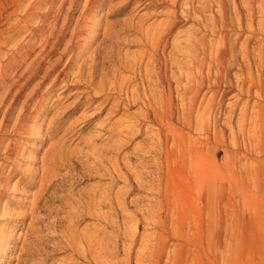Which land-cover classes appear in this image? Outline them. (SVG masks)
<instances>
[{
  "label": "bare ground",
  "instance_id": "bare-ground-1",
  "mask_svg": "<svg viewBox=\"0 0 264 264\" xmlns=\"http://www.w3.org/2000/svg\"><path fill=\"white\" fill-rule=\"evenodd\" d=\"M43 1L0 0V21L6 26L0 29V199L9 189L19 157L15 139L7 140L6 132L11 128L18 138L39 137L41 129L34 123L42 119L44 112L39 110L47 105L53 91L79 87L65 119L78 110L83 96L91 102L98 100V113L106 110V115L92 124L97 132L89 130L92 136L85 140L82 135V146L64 150L63 140H59L42 156L37 174L36 170H26L31 175L27 186H36L37 191L19 216L23 221L29 219L23 239L20 237L22 246L31 253L39 252V244L51 239L70 251L71 258L64 264H132L133 246L122 254L121 243L111 242L105 228L78 229L77 225L88 217L107 224L113 215L125 211L126 198L137 187L157 195L148 204L142 205L135 197L129 202L134 206L131 213H145L156 235L141 243L134 264H214L219 258L215 254L212 261L209 256L212 242L217 250L228 251L240 231V220H228L232 153L228 131L237 148L241 139L245 145L248 141L252 150L262 152L264 46L250 50L248 40L264 29V19L255 23L257 13H264V0H164L169 7L164 22L144 27L141 21L128 18L125 23L117 22L119 25H106L101 33L104 47L85 58L79 50L66 55L84 26L79 28L77 21L63 51L53 61L49 57L66 36L72 12L82 0H48L44 14L32 26L31 14L13 18L19 11L38 10ZM123 1L127 7L133 0ZM102 2L85 0L81 16L89 20ZM182 21L190 26L185 32L181 29L182 38L175 35L170 41L169 36ZM84 27L82 33L89 32L90 26ZM247 29L251 35L236 51ZM231 32L236 33L233 44ZM121 33L141 36L145 49L140 56L115 53L114 44ZM232 70L236 86L230 77ZM231 92H236L231 94L235 103L222 124L219 121L226 114L223 102ZM240 102L242 107L237 111ZM133 107L137 110L130 112ZM57 124L56 128L60 119ZM237 166L238 178L248 179L249 168L240 162ZM62 167L72 171L79 167L78 180L90 176L108 183L97 181L76 192L67 191L64 187L72 178L70 173L60 174ZM254 173L253 184L263 186L264 166L258 165ZM120 181L123 186L113 195ZM53 229L57 234L51 232ZM222 260V264H231L224 256Z\"/></svg>",
  "mask_w": 264,
  "mask_h": 264
},
{
  "label": "rangeland",
  "instance_id": "rangeland-1",
  "mask_svg": "<svg viewBox=\"0 0 264 264\" xmlns=\"http://www.w3.org/2000/svg\"><path fill=\"white\" fill-rule=\"evenodd\" d=\"M84 1L85 0H82L76 10L72 12V21L70 23L71 25H69L70 29L68 28L69 30H67L68 32H66V36L56 47L57 50L50 55V61L55 60L61 54L65 47L64 44H66L67 42L66 40L70 37L69 34L71 33L76 23H78L77 21H80L81 23L79 28H81L82 25H88L90 26V30L88 29L89 32L87 33H82V29L86 28L83 26V28L80 29L81 31L77 33L79 35H77L72 40V45L70 46V49L67 50L68 53L66 55L69 56L73 50H79L83 53L82 58H85L95 52L98 54V51H100V49L104 47V45L102 44L104 39H102L103 36H101V33L104 32L103 30L106 25L111 26L113 23V25H119V23H125L129 19H132L135 21L137 20V22L141 21L139 23H141L144 27H153L156 24L164 22L165 19H167V10H169V7L166 6L164 0H162V2L161 0H133L127 7H125V5L123 6V0H103L102 6H100V8H96L95 10L97 12L94 11L93 15L88 18L89 20H87L85 16H81V8ZM236 1L241 3V0ZM48 2V0H44L43 4H41L38 10L36 9L37 7H34L33 9L28 10L27 13H25L24 11H19L16 15H13V18L22 17L24 14H31L30 17L32 18V26L40 18V16L44 14V10ZM120 10H124V12L120 13ZM10 11L12 10H8V12ZM230 14L233 21H235V17H233L234 15L232 13ZM85 18L86 20H84ZM260 18L264 19V13H257L255 23L259 21ZM81 20L84 22H81ZM2 23H5L4 20L0 21V29L6 27L5 25H2ZM188 26H190V23L182 21L178 25L177 31L169 36L170 41L173 40L175 35H177V38H182V35L184 34L183 32L186 31L184 29H186V27L188 28ZM181 29L182 31L184 30L182 33ZM178 30H180V33H178ZM127 34L128 33L120 34L118 43L114 44L115 53L117 55L119 54L122 57L127 55L130 58L137 55L140 56L145 49L141 36L133 33H129V35ZM230 34V42L231 44H233L236 33L231 32ZM249 35H251V33L247 29L244 33V37H242L238 45L235 46L236 51L237 49H239L241 43L245 41L246 36ZM18 38L16 39V41L19 40ZM22 42L21 44L24 45L26 43V40ZM248 45L250 50L257 49L260 46H264V29H261L260 31L258 30L254 35H252L248 40ZM141 50L143 51L141 52ZM179 58L182 59L183 56H179ZM238 59L241 60V54H239V52ZM250 59L252 64H254V57L252 56ZM106 66H109V63L106 64ZM253 71L255 72L254 66ZM234 72L235 71L233 70L230 72V77L234 82V85L236 86L237 78ZM120 74L125 75L126 73L120 72ZM38 79L39 77H37L32 82V85ZM6 81L8 83L11 82V77H7ZM78 88L79 87L72 85L65 88L60 87L50 94V99L47 105H44L39 110H43L44 112L42 119L35 121L34 123L37 128L41 129L39 137L25 135L21 138H18L13 134L11 128H9L6 132L7 136L5 135V137L7 140L15 139V142L17 143L15 146V151H18L17 153H19V157L18 161L16 162L18 164V168L9 179V189L7 190L6 194L0 199V264H64L66 262H69V259L71 258V253L68 249L63 247L61 243H55L56 241L51 239L39 244V252H34V250H31L33 252L31 253L28 247L27 249L24 248L22 246L23 237L21 236L27 230L29 219L23 221L19 216L25 211V209H23L24 206L30 205L33 194L37 191L36 186H27V184L29 185V181L31 179V175L28 172L36 170L37 174V170H39V168L41 167L43 157L50 149L48 147L54 146L53 148H55L59 140H61V143L63 140L62 146L64 147V150H66L65 148L74 149L75 145L82 146L84 144L83 140L92 136V133H88L89 130H91L92 132H97L96 129L92 127V124L98 123V121L102 120V118H104L106 115V110L98 113L100 111L98 109V100L93 99L92 102L94 103L89 106V104H91L92 102L88 101L86 96H83L81 97V104L78 106V110L72 112L70 117L65 119L66 116L70 114L69 106L72 104L73 100L78 97L77 92H75L76 90H79ZM232 93L236 92H231L225 96V101L223 102L222 107L223 110L225 109L226 114L221 118L219 123L224 124L225 116L227 117V115H229L228 110L235 103V98L231 97ZM241 107L242 102L236 104L237 111ZM135 110H137V107L129 109L130 112ZM118 116H120V114H118ZM57 119L61 120V124L58 128H56L58 126ZM78 119L79 121H77ZM83 121H85L86 124ZM71 126L74 127L73 130L71 129ZM84 129L85 132L81 134ZM82 135L84 138L83 140L81 139ZM1 136L3 135L0 134V137ZM228 139L230 141V149L232 150L231 158L229 160L230 178L227 184V202L229 210L228 220L232 223H234L236 220H240V231L238 236L239 238L232 239L229 250L225 252L223 251V249L217 250L215 244H213L212 242L209 256L213 261L215 254L218 255L219 260H217V262H214V264H222L223 256L226 257L227 260L231 262V264H236L237 259L238 264H264V185H255L251 180V178L255 174L254 170L256 169V167L258 165L264 166V138L262 139L263 146L262 152L260 153L257 149L252 150L248 144V141L245 145L243 143V140L241 139H239L240 145L237 148L233 143V137L229 133V131ZM138 141L141 142V139H138ZM211 148L212 150H214L215 146L212 145ZM222 156L223 153H220L218 157L221 158ZM0 157H2V155H0ZM1 161L2 160L0 158V162ZM237 162H240L241 164H244V166L249 168L250 173L247 177L248 179L241 180L238 178ZM78 168L72 171L68 170L67 167H62L60 170V174L67 172L68 174L70 173V179L72 178L71 182L69 183L70 185L66 184V186L64 187V189H66L67 191L72 190L73 192H76L78 189L88 184H94L97 181L101 184L108 183V181L104 178L98 177L97 179L91 178L90 176H84L81 180H78L80 174V172H78ZM5 172L7 173V170H5ZM122 186L123 183L121 181L118 182L114 186L113 195H115V190ZM143 190L144 189L135 187L131 191L129 196H127L126 198V202L128 204L125 211L113 215L112 218L109 219L111 223L108 221L106 224L104 220H101L99 218L97 220L94 217H88L81 221V223H78V229L92 228L95 226H98V228L100 229L105 228L107 233L110 235L111 242L118 240V242L121 243L119 244L122 254H125V252L128 251V248L133 246L132 264H134V256L136 251L140 248L141 243L149 239L152 240V237L156 235V229L148 224L145 220V213H131L132 210H134V206L132 205L133 203L129 204L132 198H137L142 205L148 204L152 200L156 199V194L151 193L147 190ZM6 213L9 215V217L8 215H6ZM109 224H112V227ZM51 232L57 234L58 231H56V229H53L51 230ZM129 233L133 236H130ZM13 238H15L14 241ZM169 247H174L172 241H169ZM167 257L168 254H165L164 261Z\"/></svg>",
  "mask_w": 264,
  "mask_h": 264
}]
</instances>
